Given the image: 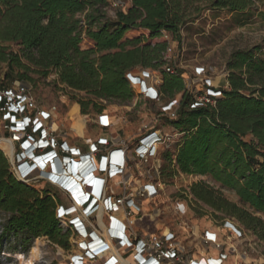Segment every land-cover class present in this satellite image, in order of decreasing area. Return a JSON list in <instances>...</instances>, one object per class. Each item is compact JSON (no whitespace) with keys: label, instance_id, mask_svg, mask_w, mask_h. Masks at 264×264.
<instances>
[{"label":"trees","instance_id":"trees-1","mask_svg":"<svg viewBox=\"0 0 264 264\" xmlns=\"http://www.w3.org/2000/svg\"><path fill=\"white\" fill-rule=\"evenodd\" d=\"M255 2L264 0H130L127 7L115 9L114 17H106L108 0H0V63L5 64L0 85L20 80L34 88L31 73H52L59 84L87 94L77 98L81 113L91 108L100 114L105 113L103 100L125 103L136 96L127 71L159 69L157 89L163 98L179 95L176 117L163 115L162 120L180 134L161 152V176L208 175L233 190L240 204L202 180L188 187L195 201L235 218L264 240V219L253 213L264 214V37L229 54L227 87L218 89L214 104L191 108L201 91L186 87L180 70L165 71L169 46L164 33L180 44L182 27L200 11V4L242 12ZM137 28L147 33L125 37ZM84 37L93 42L91 47H81ZM58 202L48 188L17 179L0 148V210L7 214L2 234L45 236L69 248L71 225L62 229Z\"/></svg>","mask_w":264,"mask_h":264},{"label":"rangeland","instance_id":"rangeland-1","mask_svg":"<svg viewBox=\"0 0 264 264\" xmlns=\"http://www.w3.org/2000/svg\"><path fill=\"white\" fill-rule=\"evenodd\" d=\"M113 1L108 0L106 17H114ZM122 1L125 2L123 7H127L129 0ZM199 6L200 11L193 13L192 19L182 27L180 44L172 39L171 35L164 33V38H167L168 46L171 47V50L165 53L168 65L182 72L186 87H192L195 93L201 88V79L203 78L195 73V67L202 66L207 70L206 75L211 79V86L214 87L212 91L221 87L226 88L224 79L226 80L227 76L226 60L229 54L233 50L260 43L264 37V3L255 2L251 8L242 12L210 9L203 7L202 4ZM141 33H147V30L131 29L126 32L125 37H134ZM7 44L13 50L18 49L13 43ZM92 45L93 42L90 39L86 37L82 39V48ZM4 70L5 64L0 63V76ZM152 72L153 77L147 79L148 83L157 85L161 79L160 71L156 69ZM31 76L35 79V87L32 91L37 107L53 110L50 128L56 138L65 140L69 146L79 147L83 150L89 142H96L99 137L105 136L108 139L103 146V152L107 155L111 154L113 149L119 148L123 150L124 157L128 152L129 160L124 174L118 175L116 178L109 177L107 174H99L104 179L102 195L115 198L123 197L125 202L119 206L118 210L108 212L101 201V193L95 190L93 184L86 185L85 190L93 196L91 203L93 204L97 200V204L95 203L96 206L85 218L84 208L76 205L67 192L56 184L50 182L48 185L44 181L43 176L47 175L46 172H49L50 166L61 171V164L57 157L63 158L56 152L52 155L53 157L45 159L42 164L37 163L36 170L32 173L34 176L29 183L38 189L48 188L53 194H56L59 198L57 208L62 204L65 208H69L71 214L60 218L63 230L69 226L72 218H79L85 224L83 226L85 232L80 235L71 227L69 248L67 249L51 242L45 236L32 238L23 232L2 234L1 230L7 214L0 210V264H70L69 262L75 254L84 256L83 262L80 264H106V258H110V253L108 241L104 236L105 228H107L110 240L112 239L111 242L123 260L128 264H137L135 249L126 247V245L119 246L113 239L111 233L113 225L109 215L115 216L118 221L122 220L126 224V235L130 240L135 241V237L148 239L153 236L160 237L166 232H172L185 264L189 259L205 263L207 256L210 255L209 257L213 258L218 255L214 246L204 244L201 240L205 230L216 232L226 249L234 246V252L230 253L224 264H248L250 262L264 264V240L235 218L224 217L218 212L213 213L208 206L195 201L188 187L192 182L202 180L217 189L227 199L240 204L239 198L233 190L222 187L208 175L177 172L172 177H162L160 168L164 160L161 152L166 147L163 144H157L156 154L147 159H139L135 156L133 148L139 142V138L150 128L157 130L163 138H177L175 135L177 130L162 120L163 115L160 111L163 101L145 97L140 94L139 88L136 86H134L136 96L130 101L107 103L103 100L104 112L112 120V124L104 129L98 123V114L91 108L87 114L80 112L77 98L87 96L85 92L73 91L59 84L52 73L47 77L37 76L34 73H31ZM176 98H179V95ZM2 125L0 122V127ZM3 135V140H0V148L13 164L18 144L13 140L10 132ZM245 138L249 139L250 136ZM91 155L98 157V153ZM71 159L69 163L75 167V160ZM96 165L99 166L100 162H97ZM12 170L14 171L13 167ZM146 184L154 185L156 192L149 195L144 190ZM84 188L82 186V189ZM128 199H131L135 206L127 207ZM101 205L103 206L101 220L105 228L100 224L98 218V210ZM253 213L264 219V214ZM225 220H230L242 228L244 232L242 237H229L224 227ZM96 229L103 233L104 244L95 248L93 255H90L86 250L88 245L96 240H91L92 236L96 237ZM213 250L214 254L211 255ZM116 259V264H122L118 258Z\"/></svg>","mask_w":264,"mask_h":264},{"label":"built area","instance_id":"built-area-1","mask_svg":"<svg viewBox=\"0 0 264 264\" xmlns=\"http://www.w3.org/2000/svg\"><path fill=\"white\" fill-rule=\"evenodd\" d=\"M130 2V0H129ZM122 0H114L112 6L114 9L122 8L124 5ZM167 36V35H166ZM171 47H168L167 51H170ZM167 59V55H165ZM139 69V70H136ZM165 71L174 72V69L168 65L165 67ZM152 70L149 68L135 67L127 71L126 77L130 85L134 88H139L140 94L148 97L151 100L163 101L161 106V114L166 115L169 118L176 117V109L178 105V98L172 100H165L163 95L158 91L157 85L149 84L148 78H151ZM195 73L201 75V91L197 94L194 100L191 102L190 107L195 108L206 103L214 104V96L219 95V90L214 89L211 86V79L207 77V70L202 66L195 67ZM153 77V76H152ZM33 88L29 83L22 82L20 80H14L12 85L9 87H3L0 85V122H2V128L0 127V140H3V134L10 132L14 141L17 142L18 148L15 153V161L12 164L9 157L11 168L14 169V174L20 181L29 183L34 176L32 173L36 170L31 166L32 160L41 161V155L49 150H56L61 157L66 161V165L69 164L71 158L77 162V167L82 168L83 174L89 170L94 172V176L88 177V182L82 184L83 188L86 185L93 184L95 190L101 193V201H103L104 208L108 212L118 210L120 205H123V197H112L102 195L103 181L99 174H107L109 177L124 174L129 160L126 152V157L122 149H113L111 154L107 155L103 152V146L107 143V137L101 136L96 142H89L87 144L88 151L84 152L79 147L69 146L65 140L56 138L51 130L52 114L53 110H45L38 108L33 98ZM98 123L101 128H107L112 124V120L106 113L98 114ZM177 137L180 135L178 132L175 134ZM174 136V137H176ZM167 137L163 138L161 134L155 129H148L139 138V142L133 148L134 154L139 159H147L156 154L157 144H163L168 146L173 143L176 138ZM155 145V146H154ZM39 147L38 148H36ZM92 153H98V157L91 155ZM7 155V154H6ZM72 160V159H71ZM100 162L99 166L96 163ZM65 167V166H64ZM47 171V170H46ZM64 174H67L64 171ZM81 173V175H82ZM70 174V173H68ZM77 179L80 182L81 176L76 173ZM44 181L53 183L59 186L63 191L67 192L71 198L85 208L84 211L86 216L90 215V211L96 206V204H89L87 197L89 193L85 190L79 189L76 186L74 180L68 184L71 179L64 177L59 173L50 174L43 176ZM149 195L156 192L154 185L146 184L144 189ZM79 195V196H77ZM93 196H91V199ZM127 207L131 208L135 206L131 199L126 201ZM87 209V210H86ZM69 208H65L60 205L57 208V216L59 218L70 215ZM72 217V216H71ZM111 224L112 237L116 241L117 245L126 247H133L135 249L136 259L138 264H185V260H182V253L174 240V234L172 232H166L160 237L153 236L152 238L135 237L134 240H130L126 235V224H121L117 219H113L112 215H109ZM69 224L74 228L78 234H83L85 228L79 218L71 219ZM224 227L228 232V236L240 238L243 235V229L238 225L234 224L230 220L224 221ZM123 230V231H121ZM96 237L92 236L91 240H95ZM201 240L204 244L212 245L218 251L216 259L211 257L206 258L207 264H224L225 260L228 259L231 252H234V246L225 248L221 242L218 234L211 230H205L201 236ZM104 244L102 239L92 241L86 250L90 255H93V250L99 248ZM92 248V249H91ZM94 248V249H93ZM70 264H80L83 262L84 256L75 254L72 256ZM109 258V257H108ZM106 258V264H116L117 259L113 256ZM113 260H110V259ZM205 261V260H204ZM206 262L204 264H206ZM187 264H201L200 262L189 259ZM248 264H257L256 262H250Z\"/></svg>","mask_w":264,"mask_h":264},{"label":"bare ground","instance_id":"bare-ground-1","mask_svg":"<svg viewBox=\"0 0 264 264\" xmlns=\"http://www.w3.org/2000/svg\"><path fill=\"white\" fill-rule=\"evenodd\" d=\"M39 161V160H38ZM39 162H41V161H39ZM49 162V161H48ZM43 163V162H42ZM77 162H76V165H75V169L73 168V166L71 165V163H70V167H69V170H65L66 171V173L67 174H64V172H63V170H62V166H61V171H58V169L56 168H54V170H49V172H48V174L47 175H50V171L53 173V174H55V173H59V174H61L62 176H64V177H66V178H70L71 179V181H69L68 182V184L70 183V182H72L73 180H74V182L73 183H75L76 184V186H78L79 187V189H81V190H83L82 189V184L85 182H88L89 181V179H87L88 177H84L86 174H87V172H85L84 174L82 173L83 172V170H82V168L81 169H79L78 167H77ZM97 166V165H96ZM33 167V166H32ZM34 168V167H33ZM57 172H56V171ZM90 171V170H89ZM70 172V174H68ZM76 173L79 175V176H81L80 178H81V180H80V182L78 181V179H77V176H76ZM81 173H82V175H81ZM52 175V174H51ZM92 176H94V172H92L91 173V176L90 177H92ZM116 177H118V175H116V176H114L113 178H116ZM83 179L85 180V181H83ZM72 200L74 201V203L76 204V205H78V206H80L75 200H74V198H72ZM87 200V199H86ZM91 200V196H90V198L88 199V205H89V201ZM97 202V200L95 201V203ZM94 203V204H95ZM93 204V205H94ZM102 205L99 207V210H98V218H99V220H100V224L103 226V223H102V220H101V217H102ZM85 209V208H84ZM112 217H113V219L115 220V219H117L115 216H113L112 215ZM118 220V219H117ZM103 228H105L104 226H103ZM104 236H105V238L107 239V241H108V251H109V256H111V255H114L116 258H118V260L122 263V264H128L126 261H124L123 260V258L121 257V255H120V253L117 251V249H116V247L113 245V243L111 242V240H110V237H109V235H108V233H107V228H105L104 229ZM88 248V247H87ZM85 250V249H84ZM95 251V249L93 250V252ZM212 254H214V250H213V252L211 253V255ZM210 256V255H209ZM209 256H207L206 258H209ZM217 257V256H216ZM216 257H211L212 259H216ZM206 258H205V260H206ZM135 259H136V257H135ZM130 260V259H129ZM128 260V261H129ZM194 260H196V259H194ZM136 261H137V259H136ZM196 261H198V260H196ZM198 262H200L201 264H204V262L203 261H198ZM203 262V263H202ZM137 264H138V261H137Z\"/></svg>","mask_w":264,"mask_h":264},{"label":"clouds","instance_id":"clouds-1","mask_svg":"<svg viewBox=\"0 0 264 264\" xmlns=\"http://www.w3.org/2000/svg\"><path fill=\"white\" fill-rule=\"evenodd\" d=\"M36 148H38L39 149V147H37L36 146ZM56 150H49V151H47V152H45L44 154H42L41 155V162H39L38 160L36 161H34V160H30V161H32V164H31V166H34V168L36 167V165H37V163L38 164H42V162H44V160L45 159H47V158H49V157H51L53 154H56ZM57 156V155H56ZM53 157V156H52ZM58 159H59V163L61 164V166H62V170H69V167H70V163L69 164H67L66 165V161H64V159H60V157L58 156L57 157ZM65 166V167H64ZM50 170H54V167L53 166H50ZM91 173H92V170L91 171H88L87 172V174L84 176V177H88V176H90L91 175ZM46 174H48V172H46ZM50 174H53L51 171H50ZM83 181H85L84 179H83ZM90 196H92V194H89V196L87 197V200L90 198ZM93 199V198H92ZM92 199L89 201V204L92 202Z\"/></svg>","mask_w":264,"mask_h":264},{"label":"crops","instance_id":"crops-1","mask_svg":"<svg viewBox=\"0 0 264 264\" xmlns=\"http://www.w3.org/2000/svg\"><path fill=\"white\" fill-rule=\"evenodd\" d=\"M77 196H79V195H77ZM85 218H86V215H85ZM118 222L121 224V227H122L124 222L122 220H120ZM84 226H85V224H84ZM121 231H123V230H121ZM95 234H96V240H99V239L104 240V236H103V233L101 231H99V230L96 229L95 230Z\"/></svg>","mask_w":264,"mask_h":264}]
</instances>
